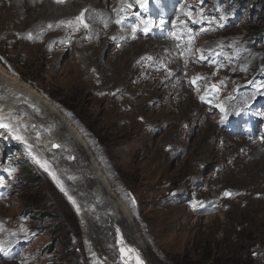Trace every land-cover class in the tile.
I'll use <instances>...</instances> for the list:
<instances>
[{
	"label": "rangeland",
	"instance_id": "obj_1",
	"mask_svg": "<svg viewBox=\"0 0 264 264\" xmlns=\"http://www.w3.org/2000/svg\"><path fill=\"white\" fill-rule=\"evenodd\" d=\"M53 2L29 0L20 10L19 1L0 0V60L76 125L129 214L116 225L76 190L86 202V234L82 218L63 198L66 187L52 186L43 163L41 171L21 146L0 135V233L8 234L0 239V264H124L119 230L147 264H264V216L248 213L264 204V41L256 39L264 32L261 0H242L238 10L226 1L170 0L171 10L165 0H129L139 42L122 46L117 40L126 33L114 25L116 14L112 29L103 16L119 8L115 0H96L103 8L96 18L87 0H69L60 10L74 12L50 17L44 10L51 11ZM88 33L97 40L84 47ZM67 38L71 46L55 47ZM174 46L184 47L181 58ZM73 56L76 63L91 62L88 76L61 90L52 73ZM106 81V92L86 95L83 83ZM195 81L208 90L204 100L190 88ZM211 96L208 107L204 102ZM135 98L141 106L128 111ZM139 128L146 136L142 142L127 134ZM236 142L242 145L237 150ZM82 152L76 166L92 179V157L84 147ZM245 173L251 174L249 184H242Z\"/></svg>",
	"mask_w": 264,
	"mask_h": 264
},
{
	"label": "bare ground",
	"instance_id": "obj_2",
	"mask_svg": "<svg viewBox=\"0 0 264 264\" xmlns=\"http://www.w3.org/2000/svg\"><path fill=\"white\" fill-rule=\"evenodd\" d=\"M15 1L20 2L19 9L22 10L23 6L25 5V2L27 3V1L29 0H25V1L15 0ZM53 1L54 4L56 3L54 5V8L56 10L54 8H52L51 11L44 10L46 14L50 13L49 15L50 17L61 18L67 14L74 12L73 9L65 10V11L60 10L61 8H65L63 6L69 5L70 3L69 0L68 1L63 0V2H58V0H53ZM87 1H88L87 5L93 3L95 8L91 18L98 17L100 15V14L98 15V13L102 12L103 8L97 6L96 0H87ZM102 1L105 2L104 5H106V0H102ZM169 1L170 0H165L166 3L165 6L166 8H171L172 10V8L175 6V3L170 5ZM64 2L66 3L62 4ZM128 2L129 0H118V1L115 0V3L117 4L116 7L119 6V8L113 13L109 10H105L103 12V16H105L104 20L107 22L106 26H108L109 29H112L110 28V26L112 25V16L116 14L114 25L117 26L119 32L121 31L123 33H126L125 37H123L122 40H120V38L118 39L119 41L117 40V43H121L119 44L121 46L122 43H126V45H130V43L139 42L134 37L138 20L136 15H128L127 12ZM139 8L141 9L142 6ZM148 10L151 13L155 12L154 8L150 10V6H148ZM26 14L28 17H31L33 15V13L31 12ZM63 20L65 19H61L58 21H63ZM88 23H90V21H88ZM61 28H65V24L61 26ZM95 28H97L96 30L99 29L98 26H96ZM147 28H149V26ZM43 29L45 33H48L47 27H44ZM77 29L79 28H76L75 31ZM31 30H33V28ZM162 31H164V29H162ZM155 35L159 36L160 32H156ZM165 35L167 34L165 33ZM71 40L72 39L70 38L58 40L55 47L59 49V48H64L67 45L71 46L72 45L70 44ZM96 40L97 37L94 36V33L93 35L88 33L86 35L84 47L92 46L93 44H95L94 42ZM188 41L189 40H186L183 45H185ZM148 45L151 46L150 44ZM174 47L177 53L174 52L173 54L177 58H181L179 54L181 50L182 51L184 50V47L183 46H174ZM40 63L41 66H44V64H47V59L44 58L42 61H40ZM87 63L88 60H83V61L78 60V63H76V56H73L65 60V62L63 63L64 65L62 67L60 66L61 70L59 69L58 65L56 64L54 65L55 68L59 70L52 74L59 83L62 82L61 90H66L67 88L76 86V84H78L80 81L86 80L88 76V69L91 66L90 65L91 62H89L88 64ZM76 64L78 65L76 66ZM153 64L158 68H160L159 62L153 61ZM102 69H104L103 66ZM120 75L122 76V78L125 77V75H122L121 73ZM99 77L101 78L102 76L97 77L98 82H99ZM150 78H152V76ZM98 82L83 83L86 95H91L96 90H98V92L99 91L106 92L108 90L109 83L107 81L105 83L103 82L102 84ZM151 83H152L151 84L152 88H155V90H157L159 85L156 79ZM119 85H121V83ZM200 85L201 83L199 84L198 81H195L191 83L190 88H192L193 92L200 91L204 100L205 94H209V93L207 92L208 90H204L203 87H201ZM41 92H42L41 89L36 87V85L32 83L29 79L18 75V73L9 69L6 66V64L0 60V131L1 133H3V135L2 134L0 135L8 139L11 145L21 146L22 150L26 153V155L29 158L33 159L35 165L41 171H42V167L40 166V164L43 163L47 167V170H43L44 177L50 182L52 186H55V184H57L58 186L63 185L66 187V192L68 194L66 193L65 196L67 199L64 196L63 198L65 199V201H67L69 205L73 206V212L75 214L77 213L82 218L83 227L85 228L84 230L86 234H88V229H87L88 223H86L85 218H83L84 212L81 211L82 209L81 205L86 204V202L84 203L81 198L79 199L76 198V190L78 194L82 196L87 195V201L88 200L93 201L95 206L101 210V213L104 214V217L105 215H107L109 218L112 219L114 224L118 225L119 223L123 222L124 220H126V217L129 214V210L125 202L117 195L115 191H113L111 182L109 181L106 173L98 163V160L95 158L94 153H92L90 144L84 140L85 138L84 139L82 138L83 136L81 132L76 128V125H74L69 119L63 116V114L59 113L57 106L54 103H52L50 100H48L44 96V93L42 94ZM211 97L212 99L209 100V102H204L208 105V107H213L212 103L210 104V102H212L214 97L213 96ZM152 98L153 100H156L157 97L156 95L152 94ZM140 106H141V101L135 98L130 108H128V111L138 109ZM149 113L151 114L150 123L153 126H157L158 119L154 111H149ZM133 117H134V113H131L123 119V123L125 124V126L127 125L126 122L129 119H132ZM67 120L70 122H68ZM127 134L130 138H133L137 142H142L146 140V136H144L141 133L140 128L138 130L129 129ZM247 140H253V139L250 138ZM262 141H264V137ZM263 143L264 142H262V144ZM241 146H242L241 144L236 142V150ZM252 146H254V144H252ZM83 147L89 151L88 152L89 158L92 157V161L90 159L91 162L89 164L90 165L89 170H91L93 176L92 179H86L85 175L86 173L89 172L85 168L83 169L80 168L78 165L76 166V162L82 159V156L80 155L83 153L82 152ZM243 147L246 148V146ZM236 150L235 149L230 150L231 155H234ZM34 156L36 157V159ZM258 157H260L259 154ZM72 159L73 161H75L74 163L72 162ZM240 159L241 161L244 160L243 158ZM54 164H56V167L54 168V170H52L51 167L54 166ZM231 176H238L240 179L238 173L231 174ZM250 177H251L250 173H245L242 184L251 183L252 180ZM228 182H230L231 185L236 186V182L234 180L231 179ZM74 189H75V195L71 196L70 194ZM51 195L56 196L57 193H55L54 190L51 189ZM207 199L214 200V198L211 195H209ZM263 199H264V195H262V200ZM260 206L261 207L258 209L257 212H253V210H248V213H250L251 216H254L255 214H258L261 217L264 216L263 201L262 204H260ZM124 233L125 232H123V230L118 231L119 239H120L119 242L121 245V253H122L121 262H123L124 264L125 263L147 264L145 263V261H143V259H141L140 255L138 254V252L140 251L137 248H135L133 244L126 241V237ZM7 235L6 232L0 233V239L2 240L6 239ZM87 243H88L87 244L88 248H90L89 250H93L91 252L96 253L97 251L94 249V247H90L91 242L89 244V241H87Z\"/></svg>",
	"mask_w": 264,
	"mask_h": 264
},
{
	"label": "trees",
	"instance_id": "obj_3",
	"mask_svg": "<svg viewBox=\"0 0 264 264\" xmlns=\"http://www.w3.org/2000/svg\"><path fill=\"white\" fill-rule=\"evenodd\" d=\"M212 3H218L221 4L222 1H226L228 4H230V6L233 7L234 10H238L240 5L242 4V0H212ZM217 5V4H215ZM259 6H261L262 9H264V0H261V2H259ZM258 37L256 38L258 41L262 42L264 41V32L262 33H258L257 35ZM16 153L14 154V156H16ZM30 176L33 177V174H30Z\"/></svg>",
	"mask_w": 264,
	"mask_h": 264
},
{
	"label": "snow or ice",
	"instance_id": "obj_4",
	"mask_svg": "<svg viewBox=\"0 0 264 264\" xmlns=\"http://www.w3.org/2000/svg\"><path fill=\"white\" fill-rule=\"evenodd\" d=\"M58 2H63V0H58ZM85 27H87V25H85ZM228 195H230L229 193H225V196H228Z\"/></svg>",
	"mask_w": 264,
	"mask_h": 264
}]
</instances>
